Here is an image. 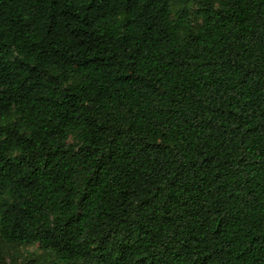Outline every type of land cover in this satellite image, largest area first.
<instances>
[{
    "label": "trees",
    "instance_id": "trees-1",
    "mask_svg": "<svg viewBox=\"0 0 264 264\" xmlns=\"http://www.w3.org/2000/svg\"><path fill=\"white\" fill-rule=\"evenodd\" d=\"M0 240L264 264V0H0Z\"/></svg>",
    "mask_w": 264,
    "mask_h": 264
},
{
    "label": "rangeland",
    "instance_id": "rangeland-1",
    "mask_svg": "<svg viewBox=\"0 0 264 264\" xmlns=\"http://www.w3.org/2000/svg\"><path fill=\"white\" fill-rule=\"evenodd\" d=\"M175 9V8H174ZM194 9V6H191ZM172 14V18H173ZM192 16H190V21ZM68 142L71 141L69 137ZM0 249L3 252L4 264H24L30 257H37L40 255V251L36 246L16 247L11 244L4 243L0 240Z\"/></svg>",
    "mask_w": 264,
    "mask_h": 264
}]
</instances>
